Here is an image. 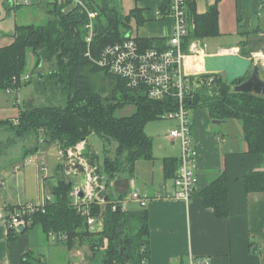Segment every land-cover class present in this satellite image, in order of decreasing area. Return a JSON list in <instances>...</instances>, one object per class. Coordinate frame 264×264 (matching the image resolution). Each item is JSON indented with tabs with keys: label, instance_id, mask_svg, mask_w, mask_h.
<instances>
[{
	"label": "trees",
	"instance_id": "obj_1",
	"mask_svg": "<svg viewBox=\"0 0 264 264\" xmlns=\"http://www.w3.org/2000/svg\"><path fill=\"white\" fill-rule=\"evenodd\" d=\"M220 1L216 0L204 15L196 14L194 5L187 2V14L193 29L185 40V53L191 41L219 36L217 4ZM80 2L82 6L76 5L74 0H52L46 3L44 9L49 19L45 24L16 26L12 44L0 48L1 92H17L22 86L31 84V79L21 80L26 73L30 53L35 59V68H41L36 86L53 87L66 99L64 107L41 105L19 110L17 117L0 121V129L12 133L9 142L20 140L32 143L24 149L23 159L51 145L59 146L62 151L73 150L91 135L98 136L103 142L115 143L114 156H105L102 171L99 168L97 170L99 175L106 178L108 186L122 172L132 175L136 162L154 160L152 141L145 134V126L174 112L177 103L174 99L149 100L145 91L128 88L124 81L92 64L86 57L87 13L95 14L94 38L89 45L93 59L99 56L103 48L121 42L129 34L131 16H137V12L122 16L114 0ZM169 4L170 0L163 1L160 9L162 17L167 15ZM142 22L141 19L138 21L139 24ZM256 33L254 31L253 34ZM239 34L245 36L241 30ZM136 43L142 49H168L163 39H136ZM245 46L242 45V49ZM98 74L111 82L109 95L104 96L102 90H96L92 80ZM214 76L211 87H204L201 93H196L191 100L186 101L185 107L188 111L205 108L211 121L237 120L241 123L247 154L261 157L263 161L262 171L245 176V191L264 192V97L235 93L233 87L245 79L228 86L223 75ZM128 106L134 107L132 115L116 116L117 111ZM2 145L7 146L4 143ZM86 158L88 163L94 164L96 155L90 154ZM179 165L180 159H164L165 179H174ZM69 184V180L63 176L56 179L49 194L51 200L30 216L29 227L37 226L46 237L49 234L64 236L66 240L63 245L68 250L76 245H87L90 251L87 260L90 264L98 255H101L100 264H149L146 209L140 206L137 211L112 212L108 205H96L91 214L101 215L103 226L101 231L90 233L85 217L79 215L72 206V186ZM196 186L194 195L201 198L203 206L212 209L217 218L227 217L225 173L222 172L203 187L197 179ZM106 198L111 201L108 196ZM23 230H28V227ZM17 236L16 231L8 228L9 241H14ZM20 264L48 262L27 253L22 256Z\"/></svg>",
	"mask_w": 264,
	"mask_h": 264
},
{
	"label": "crops",
	"instance_id": "obj_2",
	"mask_svg": "<svg viewBox=\"0 0 264 264\" xmlns=\"http://www.w3.org/2000/svg\"><path fill=\"white\" fill-rule=\"evenodd\" d=\"M114 1L124 17L137 12V16H131L128 35L135 39L169 38L171 17L160 19L157 16L164 0ZM48 2L50 1L29 0L28 6L11 9L6 0H0V48L12 44L16 26L29 25L34 20L35 13L29 9L40 10L41 16L46 14L44 6ZM187 2L194 5L196 14L204 15L216 0ZM217 8L219 36L200 40L206 45V55L226 54L227 50L231 49L239 51L242 45H247L250 38L264 40V0H221ZM140 19L143 21L141 24L138 23ZM240 30L245 36L239 34ZM254 31L257 33L253 34ZM207 41L212 42L211 46ZM204 67L203 58L193 62L194 71H202ZM18 114L19 110L0 107V121L15 118ZM190 120L191 136L196 150L195 174L199 185L206 186L219 174L225 173L228 215L225 218H217L212 209L203 206L201 198L197 195H193L188 203L167 198L172 192L173 179H165L163 160H178L181 153L179 143L170 138L168 133L163 138L166 141L164 151L159 154L158 159L154 157V160L161 161L158 174L163 178L162 185L155 187L151 193H144L149 198L144 207L148 215L149 264H190L201 259H206L208 264H264V192L247 193L244 185L247 174L262 171V158L247 154L239 121L235 120L233 123V131L224 130L226 122L211 121L205 108L194 109ZM224 132L229 134L225 135ZM88 139L79 145L81 151L87 148L92 154ZM168 142L171 145L168 146ZM2 144L0 140V151L5 148ZM53 148L56 150L55 165L49 161ZM16 156L4 155L0 158V179L3 183L0 202L6 205H44L47 198H50L48 189L55 184L60 175L58 172L62 170L65 175L82 180L80 185L84 182V171L80 173L71 170L75 164L70 166L68 163L67 166L64 151L57 145L39 150L26 159L21 155ZM20 156L21 159H18ZM83 159L87 160L86 157ZM139 163L140 161L136 162L134 173H137ZM93 167L98 170V166ZM99 176L104 180L105 196L112 202H123L130 193L137 191L132 186L134 180H121L117 177L111 182L112 185L110 183L107 186L106 178ZM148 176L154 183L155 173L150 172ZM69 183L73 184L71 179ZM129 204L139 205L135 202L124 203V212L130 210ZM36 228L38 232L34 231ZM7 232L8 224L4 218H0V264H20L22 256L27 253L46 260L38 250L36 251L33 238L44 242L48 241V237L37 226L29 227L23 233L17 232L18 236L14 241L8 240ZM55 244L63 245L57 242ZM75 256L81 258L80 264H90L87 260L88 253L76 251Z\"/></svg>",
	"mask_w": 264,
	"mask_h": 264
},
{
	"label": "built area",
	"instance_id": "obj_3",
	"mask_svg": "<svg viewBox=\"0 0 264 264\" xmlns=\"http://www.w3.org/2000/svg\"><path fill=\"white\" fill-rule=\"evenodd\" d=\"M76 5L82 6L80 0H74ZM11 9H18L29 5V0H6ZM89 22L85 26L88 31L85 39L88 45L86 57L98 68L115 78H119L132 90L145 91L149 100L162 101L164 99H174L177 108L174 112L166 114L164 118L177 122V128L169 132V137L176 140L180 145V165L173 179L172 192L167 198L184 201L188 203L194 195L197 185L195 174L196 150L192 141L191 125L188 120V110L186 101L191 100L196 93L204 87H211L215 74L201 73L190 69L188 60H196L201 56L205 57L203 51L206 45L200 40H193L188 44L187 53L183 47L185 40L193 29V25L187 14V0H170L167 15L157 13V16L165 18L171 17V34L165 45V51L157 49H142L136 43V39L130 35L118 43L103 48L97 58L90 55L89 45L94 38L93 19L95 14L87 13ZM236 53L231 49L227 53ZM29 78L25 76L24 80ZM11 93V92H8ZM80 145L73 150H68L66 160L70 166L78 163L84 171V182L79 187L72 189V206L76 212L85 217L86 225L90 233L101 231L103 218L101 215L93 216L91 210L98 205L104 207L108 205L112 212L125 210L124 203L135 202L141 207H145L149 201L147 195H141L138 191H133L122 202L108 201L105 196L104 180L98 175L96 169L89 165L88 161L80 157ZM63 156V154L61 153ZM43 171V169H42ZM0 179V190L2 188ZM51 198H47L50 201ZM42 205L27 204L23 206H9L0 202V218H4L9 229L18 232L31 224L30 216L38 211ZM12 208L10 210L9 208ZM54 241L64 243L66 238L62 235H53ZM190 264H208L206 259L194 261Z\"/></svg>",
	"mask_w": 264,
	"mask_h": 264
},
{
	"label": "rangeland",
	"instance_id": "obj_4",
	"mask_svg": "<svg viewBox=\"0 0 264 264\" xmlns=\"http://www.w3.org/2000/svg\"><path fill=\"white\" fill-rule=\"evenodd\" d=\"M48 1L51 2L52 0H48ZM29 11H32V13H35L33 14L34 20L31 22L32 25H35V26L43 25L49 19V17L46 14L39 16L41 12L40 10L29 9ZM248 42L251 44L246 45L245 48L241 50L239 49V51H237V54L240 56L246 57V58H252L253 62L256 63L260 67L262 76H264V67H262L261 61H259V59L256 57L257 52L258 54H264V52L260 53L259 51L260 47L264 45V41H259L254 38H250ZM207 43L209 44V46H211L212 42L207 41ZM213 45H217V44L213 43ZM228 51L229 50H227V52ZM204 54L206 56L205 52ZM40 69L41 68L39 69L35 68V59L32 54L28 53L27 70H26V73L22 76L21 80L27 81L28 79H31V84L27 86H22L17 92H12L11 94L8 92L0 91V107L14 109L15 111L30 109L34 106H41V105L64 107L66 99L55 88L53 87L38 88L36 86L35 83L37 82V76H38V73H40ZM26 75H28L29 78L27 80H24ZM92 81L97 91L102 90L101 91L102 95L106 96L110 94L111 89H112V84L102 74H98L94 76ZM202 90L204 89L202 88L199 91V93H201ZM133 111H134V107L128 106L122 110L117 111L116 116L117 117L130 116L133 114ZM192 111L193 110L188 111V120L190 122V125L192 124L190 120ZM234 122L235 120H227L223 129L224 130L226 129L227 131H233ZM174 128H177V122L166 119L164 117L162 119L149 122L145 126V134L149 139H151L153 143V156L156 157L157 159L159 157V154L164 151L165 146H166V141H164L163 138L169 133L170 130ZM214 129L217 130L216 128ZM191 133H192V125H191ZM227 134L225 133V135ZM0 137H1L0 138L1 142L7 145L9 140L12 139V133H10L8 130L0 129ZM88 143L92 146L91 147L92 154L96 155L94 166L95 167L98 166V168L102 171V162H103L104 157L114 156L116 144L103 142L96 135H91L88 139ZM31 144L32 143L30 141H20V140L19 141L16 140L15 143L9 142V144L0 151V158L1 157L3 158L4 155H8L12 157H17L16 155L22 156L24 149L29 148ZM169 145L171 144H169L168 142V146ZM55 152H56L55 149L51 150L50 157H49V161H51L53 165L56 164ZM21 156L18 159H21ZM13 159L16 160L17 158H13ZM63 163L65 162L63 161ZM66 164L68 166V162ZM159 167H161L160 160L155 159L152 162L140 161V163L138 164V168L136 170L137 173L133 172L134 174L130 175L128 172L125 171V172L120 173L118 177L121 178V180H124V179L134 180L133 181L134 183L132 184L133 188L137 189V191L140 192L141 195H146L144 193H151L153 190H155V187L162 185L163 178L159 177V174H158ZM150 172L155 173L154 183H152L151 179H149L150 177L148 176V173L150 174ZM58 173H60L59 177L63 176L69 181L71 179V181L73 182V184H71L72 189L80 186V182L82 180L74 179V178L69 177L68 175H65L63 170ZM47 193L48 191L46 187V194ZM71 201L73 202L72 199ZM128 208L130 209V211L140 210V206L136 204H129ZM34 231L38 232V229L36 228ZM33 239H34V242H36V244L34 243L36 246L35 247L36 251L38 250V252L47 260L49 264H80L81 258L75 256L76 251H81L86 254L88 253L90 256V251L87 245H83V246L76 245L72 250H68L63 245H56L54 241L55 239L54 236H50V237L48 236V241H44V242L38 240V238L36 239L35 237ZM100 259H101V255H98L91 264H100Z\"/></svg>",
	"mask_w": 264,
	"mask_h": 264
},
{
	"label": "water",
	"instance_id": "obj_5",
	"mask_svg": "<svg viewBox=\"0 0 264 264\" xmlns=\"http://www.w3.org/2000/svg\"><path fill=\"white\" fill-rule=\"evenodd\" d=\"M259 51L260 53L264 52V45L260 47ZM204 64V69L199 72L209 74H223L228 86H233V84L238 80L246 79L239 85H235L233 87V91L235 93H245L264 97V76H262L260 67L253 62L252 58H244L233 52L226 54L206 55L204 57ZM85 140L86 139H83L81 142H85ZM79 155L82 158L88 157L90 152L87 148H84L82 151H80ZM64 156L68 158V151H64ZM89 165L92 166L90 163ZM71 170H77L81 173L83 168L81 165L76 163L74 166H72ZM48 190L51 193L52 188L50 187ZM18 232L23 233L24 230L20 228Z\"/></svg>",
	"mask_w": 264,
	"mask_h": 264
},
{
	"label": "bare ground",
	"instance_id": "obj_6",
	"mask_svg": "<svg viewBox=\"0 0 264 264\" xmlns=\"http://www.w3.org/2000/svg\"><path fill=\"white\" fill-rule=\"evenodd\" d=\"M256 57L259 59V61H261V65L262 67H264V54H256ZM200 58H203L204 60V56H201ZM198 59V58H197ZM189 65H190V69H193V62H195V60H188Z\"/></svg>",
	"mask_w": 264,
	"mask_h": 264
},
{
	"label": "flooded vegetation",
	"instance_id": "obj_7",
	"mask_svg": "<svg viewBox=\"0 0 264 264\" xmlns=\"http://www.w3.org/2000/svg\"><path fill=\"white\" fill-rule=\"evenodd\" d=\"M245 80H246V79H245ZM245 80H244V81H245Z\"/></svg>",
	"mask_w": 264,
	"mask_h": 264
}]
</instances>
